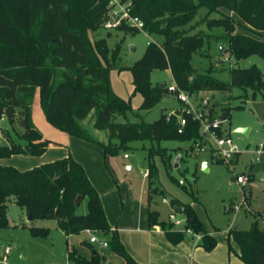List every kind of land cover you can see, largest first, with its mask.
<instances>
[{
	"label": "trees",
	"instance_id": "1",
	"mask_svg": "<svg viewBox=\"0 0 264 264\" xmlns=\"http://www.w3.org/2000/svg\"><path fill=\"white\" fill-rule=\"evenodd\" d=\"M125 1L132 2L133 14L144 21L146 32L163 36L165 41L162 47L150 43L137 63L122 68L131 71L135 89L144 99L143 110H150L167 92V85L160 88L152 83L151 75L156 70L171 69L175 82L189 96L206 91H231L234 87L251 89L254 96L264 92L263 73L256 65L244 69L232 66L231 82L227 83L215 77L212 68L199 73L191 64L193 56L213 42L224 45L226 53L237 62L251 56L264 60V39L236 33L238 23L222 12L223 8L228 9L242 19L250 32L261 34L264 32V0ZM108 9V0H0V118L5 116L13 124L15 116L20 114L25 120L19 141H15L8 130L4 132L7 143L0 145V159L13 155L40 156L46 152L48 141L32 122V102L37 91L52 125L100 146L106 154L115 155L133 142L148 141L152 144L148 156L150 164L160 156L168 168L174 156L169 149L161 148L160 142L171 140L188 144L185 149L188 152H193L192 143H202L200 123L186 112L164 113L154 123L116 121L117 116H124L130 109L109 84V72L120 45L111 51L105 39L92 41L89 36L90 32L101 28ZM201 10L206 12L199 23H205L209 32L192 34L199 25L193 23L201 16ZM118 30L140 32L126 26ZM229 106L209 103L203 111L215 119L219 117L214 110L222 107L221 115L228 120L232 110ZM92 113L93 128L106 131L108 143L84 128L82 122ZM181 117L186 121L184 125ZM218 133L225 134L223 128ZM156 174L155 168H150L149 228L160 226L170 241L178 244L187 236L172 223L160 220L159 212L152 208L153 195L158 194L157 188H152ZM79 196H83V200L76 204ZM11 199L25 208L32 220L57 219L67 236L84 231L103 236L108 239V246L123 259V264H141L130 255L119 232L111 228L99 191L72 154L27 171L0 164V229L9 225L7 203ZM84 200H87L88 212L78 215L76 210ZM171 202L177 204L179 200ZM178 210L188 218L195 232L204 233L199 246L213 250L218 241L199 220L195 209L181 204ZM30 230L36 238H46L49 234L48 229L31 227ZM233 238L245 264H264V229L258 221L253 222L249 231L235 230ZM68 259L76 264H103L98 253L87 259L75 249L68 252Z\"/></svg>",
	"mask_w": 264,
	"mask_h": 264
},
{
	"label": "rangeland",
	"instance_id": "2",
	"mask_svg": "<svg viewBox=\"0 0 264 264\" xmlns=\"http://www.w3.org/2000/svg\"><path fill=\"white\" fill-rule=\"evenodd\" d=\"M205 12V10H201V16L193 24L201 22V17ZM222 12L230 17H232L231 14H235L226 8H223ZM234 16L243 23L238 15ZM244 27L247 29L246 25ZM239 29L238 33H245L242 28ZM208 32L207 25L199 23L192 34ZM214 32L220 33L219 30ZM246 33L255 37L260 35L250 32L248 29ZM89 36L92 41L105 39L111 51L120 45L118 57L109 72V84L115 95L126 101L130 109L124 116H117V122L154 123L164 113L170 114L173 111L181 113L183 104L176 95L166 91L162 95L163 98L155 102L150 110H143L141 106L144 99L135 89L131 71L122 69L132 67L137 63L143 57L150 42H155L162 47L165 42L163 36L149 34L145 31L133 34L104 28L90 32ZM191 64L199 73H205L212 68L213 75L227 83L231 82L230 69L232 66L244 69L256 65L262 71L264 79V60L262 58L251 56L237 62L230 58V54L226 53V50L223 55H220L219 45L217 46L214 42L204 47L200 53L195 54ZM173 79L171 69L156 70L151 75V81L155 86L161 83L173 84ZM263 95L264 92H258L254 96V91L251 89L246 91L234 87L231 91L222 92L210 100L211 105L222 102L232 103L230 118L223 123V130L227 131L228 135L231 133L234 142L239 146V158L233 166L212 162L210 152L203 150L204 147L208 148L205 145V140H202V143H192L193 152L185 150L189 146L185 143L171 140L160 142L159 146L169 149L174 156L168 168L160 156L155 157L150 164L148 156L152 144L148 141L133 142L129 144L128 148L120 149L115 155L106 154L96 144H89L93 149L100 151V157L92 158V162H95L96 179L101 189L98 191L102 197L105 214L110 217V219L108 217L109 224L116 225L121 215L126 217L131 213L137 214L138 208H147L150 180L145 176V173L153 167L157 174L152 188H157L158 194L153 195L152 208L159 211L160 218L170 222V215L175 213L178 219H182L185 215L179 212L180 205L192 206L202 224L212 234L216 233L218 241L217 246L211 251L198 247V249H202L198 255L190 252L186 260L177 257V264H198V261L200 264H245L239 257V247L233 238V233L235 228L239 231L251 230L256 216H261L257 220L259 226L264 227V171L261 168V164L264 163V150L260 155L256 152L257 145L264 140ZM205 97L206 94L194 93L189 96V102L195 110L202 111L205 109ZM222 105L226 106L227 104ZM239 106H243V108H237ZM214 111L218 116L223 113L222 107H217ZM22 117L17 114L13 124L5 116L0 118V145L7 143L6 136H4L6 130L11 132L15 141L20 140L19 135L24 132V128L20 126ZM32 122L42 133L44 139L48 141L46 152L40 156L13 155L0 159L1 165L14 166L20 171H27L64 159L69 155V151L75 150L77 155H88L84 150L74 145L72 146L73 150H70L71 146L67 140L74 137L56 128L47 120L40 102L39 91L36 92L32 102ZM93 123L94 113L82 122L84 128L98 140L108 143V133L95 130ZM237 125L252 126V133L248 136L234 133ZM74 140L81 142L76 138ZM155 145L157 147L158 143ZM179 148L181 150L178 151ZM179 157H181L180 160H178ZM203 162H208L209 171L202 169ZM244 173L249 179V185L245 189L236 181V176ZM250 177L253 179L251 180ZM180 181L184 182V187L179 185ZM164 197L169 201L179 199V202L174 204L170 201L171 205H168L163 202ZM243 199H245L244 202ZM7 205L8 221L11 218L14 226L9 224L8 227L0 229V246H11L9 264H76L68 259V252L72 249L87 259H90L93 251H96L102 259H105L106 264H123L122 258L110 246L105 248L99 243L90 245V237L86 232L67 236L60 228L57 219L29 220L26 209L18 206L15 199L8 201ZM87 212V200H84L77 208L76 213L85 215ZM31 227L48 229L49 234L46 238H36L31 233ZM97 237L108 242V239L103 236L97 235ZM128 239L130 240V238ZM133 241L141 244L140 237ZM184 241L196 244V240L192 237H187ZM0 257H2L1 254Z\"/></svg>",
	"mask_w": 264,
	"mask_h": 264
},
{
	"label": "crops",
	"instance_id": "3",
	"mask_svg": "<svg viewBox=\"0 0 264 264\" xmlns=\"http://www.w3.org/2000/svg\"><path fill=\"white\" fill-rule=\"evenodd\" d=\"M231 15L238 23V25L236 26V33H238L240 31L239 28H242L243 30L242 29L241 30L246 33L247 29L244 27L245 25H243L244 22L242 23L240 19L238 20L237 18H235V16H234L235 14H231ZM258 37L261 39H264V32H261V34L258 35ZM218 45H220V44H217V46ZM164 84L166 86V83H161L158 85L160 88H162L161 86L162 85L164 86ZM222 92H226V91H206V92H201L200 94H206L205 105H207L209 103L211 104V101H210L211 98H215L217 95H220ZM219 104H221V105L222 104H230V106H232L231 102H228V103L222 102ZM172 113H174V111ZM218 117L222 118L224 116L220 115ZM262 122H263L262 124L264 125V118L262 119ZM240 127L249 128L248 135H250L252 133V130H253L252 126L248 127L247 125H237L236 128H240ZM224 132H225V134L228 135L227 131H224ZM230 135H231V133H230ZM231 137H232V135H231ZM74 138H76V137H74ZM74 138H69L67 140L68 141L67 143L69 144V146H71L70 150H73L72 146L74 145L75 147L77 146L80 149L84 150L88 155H84V156L77 155V153L74 152L75 150H73L72 152L69 151L70 152L69 154L72 153V156L75 158V160L78 161L84 167L89 179L91 180V182L95 186V188L97 190H101L99 185H98L99 182L96 179L95 165H94L95 162H92V160H93L92 158H96V157L99 158L100 157V151L95 149V148L93 149L90 146V145H92V143L86 142V141L79 139V138H76V139H78L81 142H77V140H74ZM102 142H104V141H102ZM239 154L237 155L235 162L238 161ZM261 165H262L261 166L262 171H264V163H262ZM209 169H210V166H209ZM252 179H253V177H252ZM164 198H166V197H164ZM149 210H150V208L147 204V208H138L137 214L131 213V214H128L126 217L121 215L120 219L117 221V224L113 225V226L111 225V228L113 230H117L118 232H121V233H119V236H120L122 243L125 245L126 249L130 253V255L137 262H139L141 264H177V261H176L177 257H181V259L186 260V257L188 256V253H190V252H192V254H195V255H198L199 253H201L202 249H198V247H200L199 242L198 243L196 242L197 245L194 242L187 243L186 241H183L179 244H174L173 242L170 241V239L168 238L166 233L161 229L160 226H156V227L150 229L149 228V218H148ZM107 214H108V211H107ZM28 217H29V215H28ZM108 217H109V215L107 216V218ZM258 217H261V216H256L255 221H258L257 220ZM109 219H110V217H109ZM160 220H162V219L160 218ZM163 221H165V220H163ZM205 228L207 229V231L209 233H211L207 227H205ZM260 228L264 229V227H262V226H260ZM176 230H179V229L176 228ZM84 232H86L89 235V237H91L93 235L92 232H89V231H84ZM215 234L216 233H214L212 235L215 236ZM139 237L141 238V244L134 243L133 240H138ZM128 238H130V240ZM215 238H216V236H215ZM100 241L103 242L105 240L101 239ZM91 245H93V244L91 243ZM103 247L106 248L108 246H103ZM2 248L3 247L0 246V250ZM94 252H96V251H93V254H94ZM238 254H240V248H239ZM122 261H123V259H122ZM102 263L106 264L105 259H102ZM123 263H124V261H123ZM198 264H200L199 261H198Z\"/></svg>",
	"mask_w": 264,
	"mask_h": 264
},
{
	"label": "built area",
	"instance_id": "4",
	"mask_svg": "<svg viewBox=\"0 0 264 264\" xmlns=\"http://www.w3.org/2000/svg\"><path fill=\"white\" fill-rule=\"evenodd\" d=\"M108 8L107 17L103 21L101 28L106 30H118L122 26H126L138 31L146 32L144 21L139 16L133 14V4L131 1L108 0ZM166 87L167 92L176 95L178 100L183 104L181 113L186 112V114L192 116L193 120H196L200 123L201 132L206 142L205 145L208 146V148L204 147L203 150L209 151L212 146L213 150L209 151L210 158L213 160H220L224 164L233 166L237 155L240 153V150L239 146L234 142V139L231 137V135H220L218 133V130L223 128V123L225 121H223L221 118L211 119L204 113L203 110H195L189 102V95L177 85L175 80L173 81V84L167 85ZM180 119L181 124L184 125L186 123L185 119L182 117ZM257 147L258 149H256V152L258 155H260L264 150V140L260 142ZM148 175L149 172L145 173L147 178ZM236 181L244 189L249 185V179L245 174L237 175ZM179 183L181 185L184 184L183 181H180ZM244 201L245 199H243V202ZM163 202L165 204L171 205V202L166 198L163 199ZM170 223L182 231L187 237L194 238L197 243L201 242L204 237V233L195 232L194 229L189 226L188 218L186 216H184L182 219H178L175 213H173L170 215ZM90 243H99L103 246H108L107 242L100 241L95 233H93V235L90 237ZM11 250L12 249L10 245H7L0 250V254L2 256L0 257V264H9V255Z\"/></svg>",
	"mask_w": 264,
	"mask_h": 264
},
{
	"label": "water",
	"instance_id": "5",
	"mask_svg": "<svg viewBox=\"0 0 264 264\" xmlns=\"http://www.w3.org/2000/svg\"><path fill=\"white\" fill-rule=\"evenodd\" d=\"M225 49H226V47H225L224 45L220 44V45H219V54H220V55H223ZM164 86H165V84H164ZM164 86L162 85L161 87L163 88ZM221 119H222L223 121H225V117H222ZM20 126H21L22 128L25 127V120H22V121L20 122ZM234 133L241 134V135H244V136H248L249 128H244V127L236 128V129L234 130ZM180 159H181V157L178 158V160H180ZM178 160H177V161H178ZM129 169H131V167H129ZM202 169H203L204 171H209V164H208V162H204V163H203V165H202ZM82 200H83V196H79V197L77 198V200H76V204H79ZM29 219L32 220L33 217H32L31 215H29ZM9 224L12 225V226H14V224H13L11 218H9ZM235 230H237V228H235ZM95 253H96V252H94V254H95Z\"/></svg>",
	"mask_w": 264,
	"mask_h": 264
}]
</instances>
